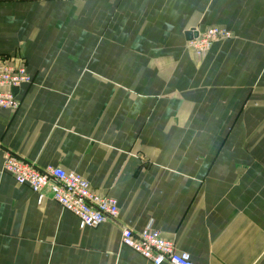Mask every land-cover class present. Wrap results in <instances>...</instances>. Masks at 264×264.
Instances as JSON below:
<instances>
[{
    "label": "crops",
    "instance_id": "obj_1",
    "mask_svg": "<svg viewBox=\"0 0 264 264\" xmlns=\"http://www.w3.org/2000/svg\"><path fill=\"white\" fill-rule=\"evenodd\" d=\"M209 26L231 36L197 57L187 33ZM0 56L31 76L0 108V264H152L122 226L264 264V0H0ZM5 151L82 175L116 221L39 203Z\"/></svg>",
    "mask_w": 264,
    "mask_h": 264
},
{
    "label": "built area",
    "instance_id": "obj_2",
    "mask_svg": "<svg viewBox=\"0 0 264 264\" xmlns=\"http://www.w3.org/2000/svg\"><path fill=\"white\" fill-rule=\"evenodd\" d=\"M230 36L231 33L221 26H209L196 37L189 39L187 47L195 56L200 57L209 50L213 42ZM30 82L31 76L27 72L24 59L0 56V108L16 109L19 100L15 90ZM2 170L16 183L26 185L35 192L39 203L49 193L53 200L77 217L81 228L114 222L117 219L116 200L92 188L78 173L60 166L39 168L11 151L4 153ZM120 240L124 246L152 264H195L187 252L178 251L172 240L164 238L159 230L151 227L136 232L128 226H122Z\"/></svg>",
    "mask_w": 264,
    "mask_h": 264
},
{
    "label": "water",
    "instance_id": "obj_3",
    "mask_svg": "<svg viewBox=\"0 0 264 264\" xmlns=\"http://www.w3.org/2000/svg\"><path fill=\"white\" fill-rule=\"evenodd\" d=\"M189 36H188V39H191V38H193V37H196L197 36V32L195 31V32H188L187 33ZM16 91V90H15Z\"/></svg>",
    "mask_w": 264,
    "mask_h": 264
}]
</instances>
